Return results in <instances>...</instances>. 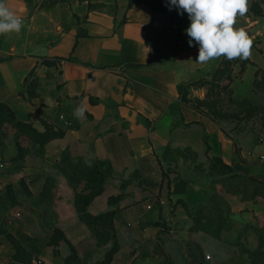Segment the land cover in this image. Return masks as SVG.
<instances>
[{
  "label": "crops",
  "instance_id": "crops-1",
  "mask_svg": "<svg viewBox=\"0 0 264 264\" xmlns=\"http://www.w3.org/2000/svg\"><path fill=\"white\" fill-rule=\"evenodd\" d=\"M153 1L138 0L127 8L128 0H6L22 27L0 34V103L39 132L49 127L63 135L41 151L19 136L24 156L16 159V131L6 125L11 131L0 136V199L6 185L18 179L34 189L32 197L45 184L62 186L49 194L46 214L55 215V227L80 257V245L94 247L95 241L74 208L73 196L84 182L73 186L58 169L62 157L87 166L99 162L104 189L87 211L115 210L114 241L105 244L118 247L110 264H253L247 251L260 247L259 241L264 250V193L252 195L241 178L264 182V142L237 144L224 125L230 120L218 122L195 107L206 98L207 87L192 82L209 78L223 57L195 63L198 45L189 46L184 31L187 13L178 14L168 0ZM259 2L264 11V0ZM262 22L264 13L254 16L248 10L235 25L250 33L260 58ZM248 60L246 69L249 64L254 72L262 69L251 56ZM32 78L35 85L26 92ZM81 105L82 117L76 113ZM186 153L196 156L191 167L201 162L224 179L216 184L217 195L192 194L173 173L190 162ZM213 157L237 174V189H227L228 175L210 169ZM116 195L109 204V196ZM209 213L212 221L203 217ZM5 223L0 209V264L63 263L65 242L57 254L51 246L31 253L37 263L14 261Z\"/></svg>",
  "mask_w": 264,
  "mask_h": 264
},
{
  "label": "trees",
  "instance_id": "trees-1",
  "mask_svg": "<svg viewBox=\"0 0 264 264\" xmlns=\"http://www.w3.org/2000/svg\"><path fill=\"white\" fill-rule=\"evenodd\" d=\"M138 0H128L127 8L130 7L133 3H136ZM249 11L254 16H262L264 11L260 6L259 0H254L250 5ZM239 63V69L236 71L234 69L235 65ZM249 63V60H241L239 58L234 60H227L222 58L219 66L210 74L209 78H201L192 82V85L206 86L207 93L206 98L202 101H197L195 107L198 109L205 108L216 121H221L223 119L234 121L235 119L240 120L241 117L247 116L250 117L251 112L246 110L243 115L233 114L229 112L226 108L227 103L236 102L232 99L231 94V83L234 78L239 77L245 70V67ZM223 80H226L222 83ZM253 90L264 91V70H256L254 72V79L252 80ZM35 85V80L32 78L26 81L25 88L26 92H30ZM227 94V99L224 95ZM6 125L11 126L16 131L15 144L18 148V155L16 159H22L24 156V150L19 145L18 137L25 136L27 139L39 145L38 151H41L42 147L48 143L50 140L57 139L62 137L63 132L61 130H54L53 128H45L44 131L39 132L32 127L30 123L21 122L16 119L13 111L10 108L0 103V136L2 135L3 129ZM179 150H176V152ZM1 158V155H0ZM62 169L67 174L68 181L73 184L77 183L80 180H84V188L81 192H76L74 197V208L78 215V218L83 222L86 227L92 232L95 238L103 244H106L108 241H114V215L115 210H107L104 213L98 215H92L87 211V206L92 202V200L99 196L103 192V185L106 175L105 172L100 168V163L96 162L90 166L80 165V161L71 162L66 157H62L60 160ZM210 169L218 175H228L225 180H236L237 182L232 185V189L235 190L238 188V180L234 179L237 177V174H234L231 168L224 163L218 157H213L210 159ZM239 177V176H238ZM245 188H249L252 192V195L255 193L262 192L264 193V182H258L252 178H241ZM27 183L20 179L18 183V188H26ZM15 188L13 184H7L5 188V195L0 199V205L6 206L10 204L14 206L16 203L15 198ZM27 191V190H26ZM119 196H109L108 203H114L118 200ZM9 207V206H7ZM6 237L12 243L14 248L13 260L19 263H32L34 257L28 253L9 233L5 232ZM63 241L68 246V254L63 259L62 264H85V261L81 259L74 246L67 240L64 232L58 228L54 229L50 239L47 241V245L53 248V253L57 254V247L59 243ZM260 247L254 251H249V257L252 260L253 264H264V250L261 248V241H259ZM118 250L115 242L113 245L105 251V254L102 259L97 264H110L113 255Z\"/></svg>",
  "mask_w": 264,
  "mask_h": 264
},
{
  "label": "rangeland",
  "instance_id": "rangeland-1",
  "mask_svg": "<svg viewBox=\"0 0 264 264\" xmlns=\"http://www.w3.org/2000/svg\"><path fill=\"white\" fill-rule=\"evenodd\" d=\"M153 2L158 3V0H155ZM260 28L262 29V36L260 40L263 43L262 47L264 49V22L261 23ZM248 34L250 33L248 32ZM251 57L256 61L257 65H262L261 70H264V58H260L259 51L255 48L252 49ZM259 59H261L262 61H258ZM254 70V66L249 64L247 69L245 67V70L242 73L241 77L237 80H233L232 87L234 88L233 92L234 96L236 97L235 101H238L229 102L227 103L226 107L229 112L233 114L238 113V115H240L243 114L246 110H249L251 112L250 117L240 115V117L243 116L240 120L235 119L234 121L224 122L226 130L230 133L236 143L240 145L243 142L248 146L264 142V91L253 90L252 80L254 79ZM251 87L252 91L249 92ZM224 97L227 99V94H225ZM5 128V132L2 131V133L8 134V130L11 131V128ZM3 143L4 141H2V139L0 138V144ZM256 151L260 152L261 148L257 146ZM186 156V158L189 159L190 162H188L187 164L184 163L180 167H177L176 169L178 170L173 169V173L179 174V176L182 177L186 181V183H188L190 193L200 194L201 192L204 193L207 191L209 194L217 195V192L215 191L216 184L223 183L222 181H224V179L215 176L210 170L206 169L201 162H197L195 166L191 167V164L196 159V156L193 157L189 153H186ZM3 163L4 162L0 159V167ZM59 166V175H64L67 178V174L64 169H62L61 164H59ZM165 170L166 174L171 172V169L169 168H166ZM83 182L84 180H80L77 183H73L72 185L78 187L77 185ZM236 182V180L230 179L228 181L229 186L226 188L231 189L232 185H234ZM18 183L19 179L12 183L16 190L15 198L17 199L15 205L11 206L10 204L6 203V206L4 205L0 207L1 217L6 222V228H3V230L12 235L15 240L26 251H28L29 254L33 252H40V250L48 246L46 243L50 239L53 230L56 229L55 215L50 216L46 214L47 205L52 204V201L48 198V196L49 194L52 195L54 193V190L58 191V187L62 186L57 185L56 188H54V184H45L40 194L32 197L34 189L31 190L29 186L26 185V188L22 189L21 191L18 188ZM58 192L55 193V196ZM203 217L206 221L208 219L211 221L213 220L210 213L209 216H206V214H204ZM89 232L92 238L95 240L92 242V244H94V247L91 245H87L86 243L80 245V247L78 248L80 251L79 253L81 254L80 258L85 261V264H97L100 259L103 258L105 251H107L108 248L106 249L105 244L102 245V243L95 238L92 232ZM62 243L63 241L59 243V246ZM59 246L57 247L58 252ZM213 251L214 250L210 248L208 249V252L210 253H212ZM247 253L249 254V251H247ZM31 256H33V254H31ZM36 256L37 255L34 256L33 261L37 263Z\"/></svg>",
  "mask_w": 264,
  "mask_h": 264
},
{
  "label": "clouds",
  "instance_id": "clouds-1",
  "mask_svg": "<svg viewBox=\"0 0 264 264\" xmlns=\"http://www.w3.org/2000/svg\"><path fill=\"white\" fill-rule=\"evenodd\" d=\"M178 14L187 13L190 21L184 30L189 37V46L198 45L195 63L206 64L210 60L224 57L246 60L251 56L253 39L243 27L237 28L238 17H244L249 0H168ZM22 19L10 10L6 0H0V34L19 32ZM85 107L77 108L83 116Z\"/></svg>",
  "mask_w": 264,
  "mask_h": 264
},
{
  "label": "built area",
  "instance_id": "built-area-1",
  "mask_svg": "<svg viewBox=\"0 0 264 264\" xmlns=\"http://www.w3.org/2000/svg\"><path fill=\"white\" fill-rule=\"evenodd\" d=\"M163 202L162 201H159V204H162ZM148 208H150V206H148ZM207 259H209L208 256H206Z\"/></svg>",
  "mask_w": 264,
  "mask_h": 264
}]
</instances>
